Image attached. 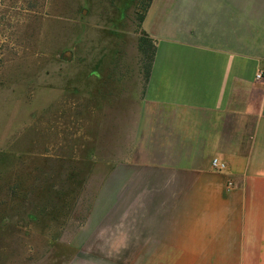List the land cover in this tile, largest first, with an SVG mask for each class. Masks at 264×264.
I'll list each match as a JSON object with an SVG mask.
<instances>
[{
  "label": "crops",
  "instance_id": "obj_1",
  "mask_svg": "<svg viewBox=\"0 0 264 264\" xmlns=\"http://www.w3.org/2000/svg\"><path fill=\"white\" fill-rule=\"evenodd\" d=\"M183 4L152 34L148 81L135 65L132 154L78 243L118 248L81 262L264 264V0Z\"/></svg>",
  "mask_w": 264,
  "mask_h": 264
},
{
  "label": "rangeland",
  "instance_id": "obj_2",
  "mask_svg": "<svg viewBox=\"0 0 264 264\" xmlns=\"http://www.w3.org/2000/svg\"><path fill=\"white\" fill-rule=\"evenodd\" d=\"M185 2L140 22L139 0H0V264H125L81 262L118 247L78 243L132 154L140 36Z\"/></svg>",
  "mask_w": 264,
  "mask_h": 264
},
{
  "label": "trees",
  "instance_id": "obj_3",
  "mask_svg": "<svg viewBox=\"0 0 264 264\" xmlns=\"http://www.w3.org/2000/svg\"><path fill=\"white\" fill-rule=\"evenodd\" d=\"M153 0H139L138 10H143V15L140 17V22H143L145 19L146 12L148 11L149 7L151 6ZM138 48L141 54V64L142 70L144 73V80L148 81L150 76V71L152 64L154 62L155 54H156V44L155 40L151 38L145 32H142Z\"/></svg>",
  "mask_w": 264,
  "mask_h": 264
},
{
  "label": "built area",
  "instance_id": "obj_4",
  "mask_svg": "<svg viewBox=\"0 0 264 264\" xmlns=\"http://www.w3.org/2000/svg\"><path fill=\"white\" fill-rule=\"evenodd\" d=\"M262 75H259L258 77L260 78ZM213 164V167L216 169V170H219V171H223L225 170L227 167L224 163H222L219 159L215 158L212 162ZM231 185V184H230Z\"/></svg>",
  "mask_w": 264,
  "mask_h": 264
}]
</instances>
